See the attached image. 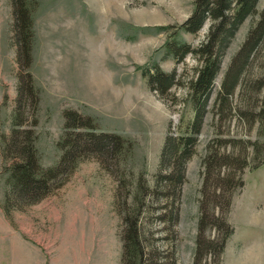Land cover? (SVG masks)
<instances>
[{
	"label": "rangeland",
	"instance_id": "1",
	"mask_svg": "<svg viewBox=\"0 0 264 264\" xmlns=\"http://www.w3.org/2000/svg\"><path fill=\"white\" fill-rule=\"evenodd\" d=\"M29 7L32 62L24 68L12 0H0V146L14 127L32 131L38 162L53 168L68 110L128 144L123 154L90 150L73 170L65 165L47 196L15 199L9 212L13 161L0 147V264H123L126 217L137 226L142 264H264V27L256 32L264 0L233 34L209 20L197 33L181 29L195 0H30ZM212 33L221 66L193 132L191 81L201 62L172 54L169 43L197 48ZM157 68L176 73L165 92L149 83ZM27 71L34 90L20 95ZM188 136L187 156L176 161L170 150L163 158L167 138L179 144ZM240 175L245 185L233 193Z\"/></svg>",
	"mask_w": 264,
	"mask_h": 264
},
{
	"label": "trees",
	"instance_id": "2",
	"mask_svg": "<svg viewBox=\"0 0 264 264\" xmlns=\"http://www.w3.org/2000/svg\"><path fill=\"white\" fill-rule=\"evenodd\" d=\"M30 0H12L13 13L15 16L14 32L16 34L19 45V63L24 68H29L32 62V39H33V17L29 7ZM259 0H195V8L191 16L180 26L181 29L197 33L209 20L215 27L218 24L220 30L233 34L240 23L247 18L256 8ZM260 26L256 29L260 31L264 27V20L260 22ZM229 25V26H228ZM165 28V27H164ZM254 33L250 34L249 43H254L251 39ZM220 40L214 33L208 35V39L204 41L199 47L192 48L185 42H180L176 39L171 42L170 51L172 54L181 58L189 53L198 56L201 64L198 68L197 75L191 81V89L193 90L195 101V118L190 125L193 132H198L200 123L203 120L202 104H205L209 93L211 91L213 82L219 73L221 66V54L219 45ZM222 46V41H221ZM20 95L26 91L32 92L34 90L33 78L30 72L20 74ZM176 82L175 72H164L160 68L150 75L149 83L156 90L165 92L171 88ZM33 93V92H32ZM21 99V97H20ZM22 102V99L19 100ZM264 117V108L261 110ZM15 126L20 124L19 109H15L14 114ZM65 132L60 141L62 149V156L58 165L53 168L44 170L38 162L34 139H32L30 132H22L15 127L12 130L11 136L8 139L1 140L2 154L6 160H12L10 165V189L6 193L4 209L9 212L11 207H15L13 201H24L25 204L38 201L47 196L53 187V180H55L60 172H63L69 162H71L72 170L76 167V162L79 159L88 156L87 152L94 150L95 152L105 154L114 148L115 152L123 154L125 152V143L127 140L118 134L108 132H96L95 122L90 117L82 116L80 113L68 110L65 115ZM85 129L86 131H75L77 129ZM23 136V138H22ZM192 143L191 137H186L179 144L174 138L166 139V144L163 150V158L168 151L172 150L176 161L179 157L184 158L189 153V144ZM128 144V142H127ZM130 144V143H129ZM14 148V151L12 150ZM11 158V159H10ZM224 158H228L227 156ZM210 162L214 160L211 152L208 155ZM204 166L206 168V175L204 178V189L207 187L208 177L207 170L209 169V162L207 158L204 159ZM183 174L179 177V181ZM245 185L244 179L239 177L238 182L232 187L234 193L236 189L242 188ZM204 192V190H203ZM231 205V198L228 201L227 211ZM203 211V205H201ZM128 225L125 229L123 240V264H142L144 250L141 245L137 233L136 224L129 221V217L125 219ZM130 223V225H129ZM200 229L204 227V218L200 219ZM231 228L221 241V251H223L228 237L232 234ZM199 243V240H198Z\"/></svg>",
	"mask_w": 264,
	"mask_h": 264
}]
</instances>
